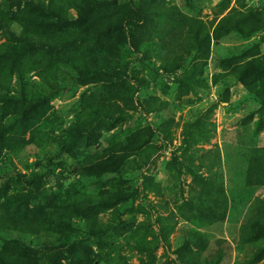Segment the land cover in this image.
Listing matches in <instances>:
<instances>
[{
    "label": "rangeland",
    "instance_id": "rangeland-1",
    "mask_svg": "<svg viewBox=\"0 0 264 264\" xmlns=\"http://www.w3.org/2000/svg\"><path fill=\"white\" fill-rule=\"evenodd\" d=\"M108 1L150 11L129 28L133 44L113 31L106 52L37 49L21 76L0 61V220L57 240L0 232V251L30 264H179L163 230L189 264L220 253L214 264H242L264 250L253 222L264 185L247 182L251 153L264 149V0ZM40 7L0 0V46L120 12L84 5L43 30L27 19H47ZM102 57L106 66L91 62L81 77L73 67ZM60 218L70 225H54Z\"/></svg>",
    "mask_w": 264,
    "mask_h": 264
},
{
    "label": "trees",
    "instance_id": "trees-1",
    "mask_svg": "<svg viewBox=\"0 0 264 264\" xmlns=\"http://www.w3.org/2000/svg\"><path fill=\"white\" fill-rule=\"evenodd\" d=\"M41 7V12L45 14L47 19L41 18H34L30 19L27 18L28 21L35 25V27H39L41 29L50 28L53 25H59V29L65 27V24L68 23L66 18L64 17L65 12L70 11L71 9L82 10L84 9V5H93L94 8L97 7H115L116 11H120L118 13H114L113 15H109L104 17V20L100 21H90L89 25L85 27L84 30L80 31H69L70 33L62 34L61 36H55L51 38L48 36H41L42 34H29L24 33L20 34L18 37V43L16 45H3L0 46V61H2L6 66L12 69H18L17 73L21 76L22 70L19 69L20 65L27 67L30 62V59L33 55L34 50H65V49H73L74 45H81L83 48L92 47V46H99L100 50L103 49V52H106V49L109 46L105 45L101 42L105 36H108L109 32L113 31H121L124 35L126 40H129L132 44L134 43V34L130 30L132 25H141L143 21L146 20L147 15L149 16L150 11L145 8L142 3L137 4L135 2H129L126 6H121L119 9L118 3L113 1L112 3L108 0H52L50 4V8L45 7L42 4V1L38 0ZM54 2H59L60 6L54 4ZM134 8L135 15L130 13V11ZM105 24V25H104ZM130 28V29H129ZM91 35V37H89ZM108 39V38H107ZM120 43L116 44V47L120 46ZM103 47V48H102ZM90 66H99L100 63L103 67L106 66L107 60L102 57L99 61L97 60H84L82 62H76L73 64L74 69L77 71L79 76H82V68H88L89 63ZM103 69V68H102ZM99 70V73H102L103 70ZM104 71H106L104 69ZM21 81V80H20ZM22 85V84H20ZM254 156V159L251 158L249 162V174L247 177V182L249 186H253L259 188L264 185V161L257 165L255 158H261L264 154V149H258L255 152L251 153ZM99 200L93 198L94 202ZM262 207L259 209V214L254 220V223H260L264 226V204L261 202ZM71 205L76 206H86L87 202L83 201L82 199H74L71 202ZM262 215V216H261ZM253 222L244 229L243 234L247 238L255 237L257 232L254 231L251 226ZM54 225L59 227H65L70 225V221L67 218H60L54 220ZM161 229V227L159 228ZM162 230V229H161ZM14 232L16 233L20 239L23 241H27V238L31 235H37L41 239L44 237L45 243L55 244L56 238H51L49 236H45L47 233L43 230L42 227H33L24 224H12V221L7 220V218L0 220V232ZM162 235L165 237L164 239V247L166 251L172 259L177 261L179 264H189L188 261H184L180 258L179 254L172 252L171 244L168 240L169 233L165 231H161ZM46 233V234H45ZM264 235V234H263ZM53 239V240H52ZM54 241V242H53ZM225 240H219L218 245L223 244ZM45 245V244H44ZM264 250L259 248L250 258H247L242 264H256L258 263L263 255ZM223 257V253L217 254L216 257L212 258L210 264H214L215 261L221 260ZM0 264H30L24 260H20L16 258L11 253H6L0 251ZM31 264H39L37 262H32ZM209 264V263H208Z\"/></svg>",
    "mask_w": 264,
    "mask_h": 264
}]
</instances>
